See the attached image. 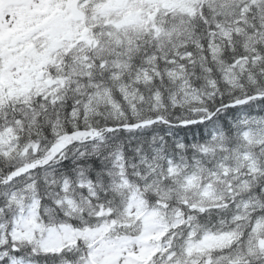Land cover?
I'll return each instance as SVG.
<instances>
[{"label": "snow or ice", "instance_id": "6c2138e0", "mask_svg": "<svg viewBox=\"0 0 264 264\" xmlns=\"http://www.w3.org/2000/svg\"><path fill=\"white\" fill-rule=\"evenodd\" d=\"M0 264H264V0H0Z\"/></svg>", "mask_w": 264, "mask_h": 264}]
</instances>
